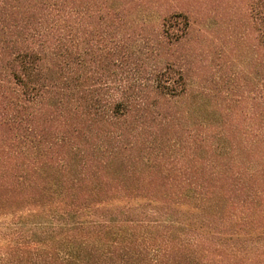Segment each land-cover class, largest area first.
Masks as SVG:
<instances>
[{
    "label": "trees",
    "instance_id": "trees-1",
    "mask_svg": "<svg viewBox=\"0 0 264 264\" xmlns=\"http://www.w3.org/2000/svg\"><path fill=\"white\" fill-rule=\"evenodd\" d=\"M80 1L0 0V264H264V0Z\"/></svg>",
    "mask_w": 264,
    "mask_h": 264
},
{
    "label": "rangeland",
    "instance_id": "rangeland-1",
    "mask_svg": "<svg viewBox=\"0 0 264 264\" xmlns=\"http://www.w3.org/2000/svg\"><path fill=\"white\" fill-rule=\"evenodd\" d=\"M106 1L107 0H93V1L82 0L80 1V4L78 2L76 4L75 2V4H72V5H74L75 7L80 5V9H84L85 6L90 4L92 7V5L96 3L98 6H101V9H103V7H105L104 5L107 4ZM126 1H131L135 5L138 4L139 2H144V3L149 2L148 8L146 7L147 10H141L140 7L138 6L135 7V10H137L139 14L140 13L151 14V17H153L154 19H158L155 17L157 16L158 13L167 14L169 12H174V11H177L178 13L182 12V13H186L190 15V17H193L194 21L198 23L199 25H202V27L208 30V32L216 31L215 33H212L211 35L206 34V36L209 38V42L206 43V45L203 44L204 46L202 48L203 51L198 50L200 54H202L203 52L202 58L204 57L206 58L211 54L213 56V54L218 53L219 50H223L226 54L233 51V45H230L228 43L229 40L223 39L222 37L223 34L217 32L218 27L216 24L221 21L222 23L226 25V20L229 18V15H233L231 11L233 7L240 6V7H243L245 10L247 9V11L245 10L244 11H245V14L247 13L246 16H248L249 14L248 12H250L248 8L251 7L250 3L254 2V4L256 5V4H259L260 0H126ZM232 2H235V4ZM244 24L245 25L240 32L247 35L248 38H250L252 35V37L254 38L253 44L254 45L258 44L257 42L258 31H256V27H255L256 25L253 24L251 19H247V17H245ZM241 36L238 37V47H242L244 45L242 41H240L239 43ZM254 45H253V48H255ZM243 52L246 53V51H243ZM197 59H200L199 56L197 57ZM186 62H187L186 64H189L193 61L186 60ZM223 70L224 68H222V72ZM211 71L212 73L210 74L209 79L212 78V76H214L215 77L214 81H217L220 84H223V81L216 79V77L217 78L220 77L217 73V69L215 70L214 68L213 70L212 68ZM225 71L226 70H224V72ZM116 74H118V72H116ZM249 91H252L253 95L258 94L256 87H252L251 90L249 89ZM250 93L251 92L245 93L244 96H249V95L252 96V93L251 94Z\"/></svg>",
    "mask_w": 264,
    "mask_h": 264
}]
</instances>
